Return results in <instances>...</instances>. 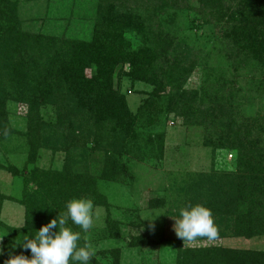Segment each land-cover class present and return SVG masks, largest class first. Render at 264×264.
Wrapping results in <instances>:
<instances>
[{
    "label": "trees",
    "instance_id": "obj_1",
    "mask_svg": "<svg viewBox=\"0 0 264 264\" xmlns=\"http://www.w3.org/2000/svg\"><path fill=\"white\" fill-rule=\"evenodd\" d=\"M183 13L193 14L189 23L196 31L206 24L218 28L212 48L221 50L227 66L208 65L212 50L177 37L175 26ZM125 32L140 34L143 44L132 47ZM196 67L203 72L202 84L186 88ZM241 72L247 76L245 86L238 81ZM123 76L152 84L153 95L164 102L156 110L173 113L184 125L203 127L204 144L235 151L234 171L181 174L172 187L180 202L178 218L179 208L200 203L212 210L218 227L219 236L211 241L264 234V120L258 128L256 117L240 110L246 99L264 91V0H98L89 41L28 32L22 28L17 1L0 0V141L13 132L7 103H23L26 127L19 135L25 166L36 162L40 149L63 154L60 169L33 166L23 177L21 197H8L23 206L24 222L4 226L7 239L0 264L9 253L30 258L21 247L24 238L65 213L71 198H90L106 209L100 238L119 235L120 223L112 218L98 180L126 179V158L141 145L155 144L160 157L163 136L141 137V121L118 90ZM155 102L144 100L149 110L144 121L154 118L149 113ZM45 109L52 115L45 117ZM7 169L21 173L12 165ZM156 201L165 204L164 199ZM66 226L80 231L70 220ZM151 241L147 234L137 235L129 245ZM87 242L81 232L79 246ZM184 243L178 240L174 264H264V250ZM109 253L103 264H119V249ZM99 254L104 257L105 251ZM100 259L93 256L89 264H102Z\"/></svg>",
    "mask_w": 264,
    "mask_h": 264
},
{
    "label": "rangeland",
    "instance_id": "obj_2",
    "mask_svg": "<svg viewBox=\"0 0 264 264\" xmlns=\"http://www.w3.org/2000/svg\"><path fill=\"white\" fill-rule=\"evenodd\" d=\"M17 12L22 28L32 33H42L52 36H65L89 41L94 32L98 0H16ZM194 3V2H193ZM193 14H181L175 26L177 37L193 41L211 51L209 64L226 65L221 50L213 49L218 28L206 24L202 28L190 27V17ZM125 38L132 47H140L143 38L138 33L125 32ZM194 39V40H193ZM216 47L219 45L216 44ZM128 64L122 66L127 70ZM89 74V70H86ZM203 72L200 67L192 72L185 87L199 89L202 84ZM238 81L245 86L247 76L244 72L239 75ZM116 82V81H114ZM116 84V83H115ZM152 84L134 81L129 76L121 77L118 90L124 95L129 110L134 113L140 122L138 131L141 137L162 134V155L157 157L155 144L141 145L126 162L128 175L122 182L98 180V189L109 203L112 218L120 223L119 235L116 238H100L106 228L107 211L103 206L94 205L93 227L86 233L88 244L95 252L94 256L110 259L109 249L118 248L120 252L119 264H174L177 253V244L180 239L174 231L175 220L179 219L176 209L180 202L176 191L177 182L181 174L186 172L234 171L235 151L227 148L214 149L203 143L204 129L200 126H187L180 117L173 113L165 114L156 110L164 102L159 96L153 95ZM165 96V95H163ZM151 98L155 102V110L151 122L144 121L148 108L144 107V100ZM244 101V100H243ZM10 128L12 135L0 141V196L4 197L0 203V249L7 239L6 227H20L24 222V208L8 197L20 198L22 194L23 177L28 175L33 166L41 170L60 169L63 154L52 153L47 149H40L34 164H27V154L20 132L25 127L27 107L23 103L10 101L7 103ZM243 115L256 117V127L260 128L264 120V91H259L253 98L246 99L241 109ZM50 110L44 111V116H51ZM238 122H240L238 120ZM12 165L21 173L12 174L7 167ZM7 197V198H5ZM178 198V199H177ZM164 199L161 205L156 200ZM163 213L151 221L143 218L151 212ZM173 217V218H172ZM154 224L150 228L149 224ZM147 234L152 240L144 246H130L129 241L137 235ZM215 243L226 247L248 248L264 250V234L250 238L230 236L219 239L217 242L199 239L185 242V245H206ZM105 251L101 257L99 251ZM107 251V252H106ZM106 262V261H105Z\"/></svg>",
    "mask_w": 264,
    "mask_h": 264
},
{
    "label": "clouds",
    "instance_id": "obj_3",
    "mask_svg": "<svg viewBox=\"0 0 264 264\" xmlns=\"http://www.w3.org/2000/svg\"><path fill=\"white\" fill-rule=\"evenodd\" d=\"M66 212L51 219L36 230L34 236L25 237L21 247L30 252V258L23 254L12 255L4 264H89L94 250L85 244L79 246L81 232L87 233L93 227L92 199L86 197L71 198L65 203ZM163 213L151 212L144 219L150 221ZM179 219L174 218V231L183 242L197 238L215 240L219 236L212 210L200 203H187L178 210ZM173 218V217H172ZM79 226L80 231L67 227L68 221ZM154 228V224H149ZM0 255L3 250L0 249Z\"/></svg>",
    "mask_w": 264,
    "mask_h": 264
}]
</instances>
